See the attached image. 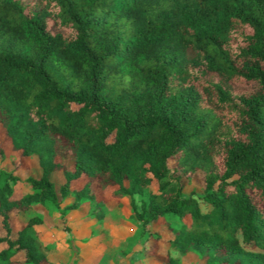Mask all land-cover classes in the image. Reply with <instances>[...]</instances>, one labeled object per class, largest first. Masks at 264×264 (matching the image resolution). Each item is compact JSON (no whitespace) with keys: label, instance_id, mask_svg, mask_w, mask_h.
<instances>
[{"label":"trees","instance_id":"trees-1","mask_svg":"<svg viewBox=\"0 0 264 264\" xmlns=\"http://www.w3.org/2000/svg\"><path fill=\"white\" fill-rule=\"evenodd\" d=\"M0 123L38 165L17 197L0 167V264H52L36 225L101 221L93 184L127 200L145 264H179L159 242L264 264V0H0Z\"/></svg>","mask_w":264,"mask_h":264},{"label":"rangeland","instance_id":"rangeland-1","mask_svg":"<svg viewBox=\"0 0 264 264\" xmlns=\"http://www.w3.org/2000/svg\"><path fill=\"white\" fill-rule=\"evenodd\" d=\"M111 137H108L110 140ZM56 160L63 163L67 168L72 167V157H57ZM169 164L172 161L169 160ZM0 167L6 170H12V173L18 176L19 181L12 186L13 197L20 195L22 184L20 182L27 175L37 173V158L33 156H23L18 150L11 147L9 138L4 133V128L0 123ZM58 173L53 177L55 186L61 180H58ZM83 175L77 178L73 184L80 186L83 182ZM150 188H155V183H150ZM114 186L99 188L93 184V190L97 199L106 201V215L101 221H96L92 216L83 211L69 212L66 214L68 221V230L49 229L45 224H38L36 227L41 231L40 243L48 244L49 249L45 250L46 255L52 264H145L146 253L141 250L142 240L145 235L135 237V231L138 230V223L134 219H129L126 215L129 213V205L126 199L116 202L113 196ZM198 184L193 177H190L183 192L187 194L198 192ZM70 198H65L61 204L69 202ZM203 209L202 202L198 199ZM39 213L43 211L37 209ZM24 215L12 213L10 216L11 236H14L16 230L20 228L24 221ZM58 214L52 212L49 214L48 221H57ZM46 222V220H45ZM59 226L60 223H59ZM4 234V229L0 222V235ZM132 236V237H131ZM130 237V239L128 238ZM246 248L256 249L250 243L243 244ZM3 246L0 243V247ZM159 254L168 253L179 259V264H202L200 261H194L191 254H182L174 247L163 242H159ZM152 264H161L153 260Z\"/></svg>","mask_w":264,"mask_h":264}]
</instances>
